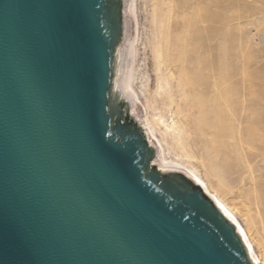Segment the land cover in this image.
<instances>
[{"label": "water", "instance_id": "1", "mask_svg": "<svg viewBox=\"0 0 264 264\" xmlns=\"http://www.w3.org/2000/svg\"><path fill=\"white\" fill-rule=\"evenodd\" d=\"M132 0H0V264H254L129 89Z\"/></svg>", "mask_w": 264, "mask_h": 264}, {"label": "rangeland", "instance_id": "2", "mask_svg": "<svg viewBox=\"0 0 264 264\" xmlns=\"http://www.w3.org/2000/svg\"><path fill=\"white\" fill-rule=\"evenodd\" d=\"M132 4L129 89L164 163L197 174L264 262L253 199L258 188L264 192V130L257 129L264 124V0ZM159 78L166 85L156 93ZM172 122L183 129L182 145L168 128ZM243 133L256 139L244 141Z\"/></svg>", "mask_w": 264, "mask_h": 264}, {"label": "bare ground", "instance_id": "3", "mask_svg": "<svg viewBox=\"0 0 264 264\" xmlns=\"http://www.w3.org/2000/svg\"><path fill=\"white\" fill-rule=\"evenodd\" d=\"M153 50V54L157 63V67L159 66L160 63V58H161V50H160V45L157 43L153 46L152 48ZM166 85V82L163 81L162 78H159L158 82H157V87H156V93H158V90H163L164 86ZM159 122H161V120H159ZM260 130H264V124H260V126H258ZM171 131L172 134L174 135L175 141L177 142V144L182 145V136L184 134L183 129L181 127H178L176 122H172L171 125L168 127ZM152 130V129H151ZM208 133V132H207ZM209 135L211 136V132H209ZM242 136L244 137V141L249 140H255L256 137H249L248 134L243 133ZM160 146V145H159ZM159 146L157 145V149L159 148ZM247 153V152H246ZM225 153H222V155H224ZM184 157L191 159L192 156H190L189 154H184ZM246 160L251 161L252 159L250 156H247ZM247 166V162H244ZM246 170V169H245ZM249 170V169H248ZM189 174L193 177V179L197 182V184L203 189L204 193L215 203V205L218 207V209L221 211V213L231 222L233 223V225L235 226L237 232L239 233L240 237L242 238L245 247L247 249V252L249 254V256L251 257L252 261L254 262V264H264V262L262 261H258L257 257L255 256V251H254V247L252 245V242L250 240V237L248 236L247 232L242 228V226H240V224L237 222L236 218L234 217L233 213L230 211V209L223 204L218 198H212L210 191L207 187V185L197 176V174H195L194 172H189ZM244 177V176H243ZM264 195L263 190H261L260 188H258L256 190V194L254 195L253 199L257 204V211L260 214V225L261 228L264 231V198L262 200V197Z\"/></svg>", "mask_w": 264, "mask_h": 264}]
</instances>
